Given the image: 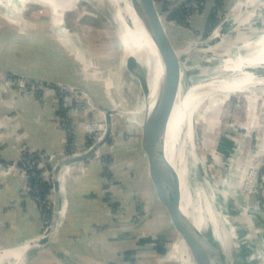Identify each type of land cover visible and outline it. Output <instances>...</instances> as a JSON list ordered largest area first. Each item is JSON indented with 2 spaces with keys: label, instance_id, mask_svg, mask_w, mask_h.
<instances>
[{
  "label": "rangeland",
  "instance_id": "1",
  "mask_svg": "<svg viewBox=\"0 0 264 264\" xmlns=\"http://www.w3.org/2000/svg\"><path fill=\"white\" fill-rule=\"evenodd\" d=\"M243 1L232 0L229 6L225 7L226 10L220 9V18L218 17L217 23L211 26L207 33L202 25L201 28H196L195 25L199 21L195 17L203 21L207 11L206 6L202 15H197L191 20L193 40L189 37L184 39L183 36L172 31L175 44L183 39L176 44L182 68L183 91L197 81L206 79H202L203 75L209 69L214 67L218 69V66L220 68L225 59L232 60L238 55L242 56L255 50L256 46L253 42L255 39L264 40V0H252L245 7L241 5L239 9H234L237 3ZM70 4L62 14L63 24L50 15V26H62L66 32V35L53 33V36L57 37L65 47L69 46V52L84 65L86 71L84 84L98 83L100 87L97 92L114 111L111 118L112 134L109 139L111 144L108 142L100 148L89 162L101 164L100 160H102L106 171H109L113 165V158L114 160L116 158L115 145L122 141L123 145H130L125 150L128 155L122 157L125 160V169L119 174L128 175L130 178L128 180L136 181L134 191L140 194L137 176L141 174L142 168H139V162L145 160L139 147L140 125L148 105L136 81L134 68L128 65V59L123 62L124 54L116 28L118 26L114 18V7L108 0H72ZM34 7L43 8L48 15L50 14L47 8L34 4H27L24 13ZM43 15L45 13L39 11L36 15L29 16L28 23L31 29ZM1 20L11 21L13 24L8 27L18 28L23 27L20 23L25 18L24 14L8 15L0 7V23ZM96 61L101 62L107 72L100 70ZM137 69L140 73V67ZM93 70L104 74L96 75ZM253 72L264 75L262 68L254 69ZM101 77L102 79L99 80ZM249 82V85L254 84L259 87L251 89L252 91L216 94L206 99L192 115L194 146L192 150L193 155L198 158L196 179L201 183L205 195L209 197L208 203H211L209 208L211 207L213 213L224 216V223L219 222V228L226 243L224 257L230 264H260L258 250L264 239V234L260 230L262 223L260 225L249 217L251 211L261 209L264 211V79L252 78ZM106 83L112 85L110 89H106ZM67 90L68 96L72 95L76 99L75 102L73 100L71 108L75 105L83 107L77 112L76 127L81 125L80 131L84 139L93 138L89 146H82L86 141L84 139L80 138L78 141L77 152L83 154L102 137L105 131L103 115L90 105L86 95L74 92L70 86ZM86 120L91 126L89 133L84 131L83 127ZM187 167L189 168L188 164ZM191 170L194 174V169ZM192 178L193 175L189 179L190 188ZM150 192L152 196L148 198L149 200L152 198L155 202L152 201L155 209L154 211L151 210L152 208L146 209L143 219L134 223V226L138 224L136 227L149 223L151 215L155 217L158 215L161 219L151 185ZM135 198L138 202L141 201L140 196ZM159 231L160 229L151 237L160 235ZM163 231H165L164 224ZM171 244L172 241L166 238L160 245L162 252L157 255L156 252L150 251L149 255L146 254L147 256L141 259L143 263L138 264H157L163 260L164 264H183L179 261V255L177 256L179 259L173 257ZM182 246L186 248L183 242ZM42 247L32 249L38 251ZM188 261L194 264L191 259Z\"/></svg>",
  "mask_w": 264,
  "mask_h": 264
},
{
  "label": "crops",
  "instance_id": "2",
  "mask_svg": "<svg viewBox=\"0 0 264 264\" xmlns=\"http://www.w3.org/2000/svg\"><path fill=\"white\" fill-rule=\"evenodd\" d=\"M12 24L2 20L0 23V67L48 86L55 82L84 85V65L69 52V46L53 36L66 35L61 26L36 23L31 29L24 20L20 23L23 27H8ZM3 74L0 71V159L6 164L0 163V252L13 250L42 234L36 205L25 192L27 180L9 169L8 164L16 161L22 148L57 154L67 139L57 123V103L52 94L37 92L24 98L13 87L3 91ZM77 117L78 113L71 117L76 149L80 138L84 139L81 125L76 127ZM122 143L115 145L111 170L105 171L106 167L95 163L81 173L65 176L66 208L52 245L38 251L29 248L20 259L1 254L0 264H138L150 251L158 255V247L166 240L160 217L151 215L149 223L134 226L143 219L146 209H155L154 201L149 200L152 194L146 163L144 159L139 162V194L134 191L136 181L119 174L125 169L122 157L128 155L125 150L130 146ZM107 179L111 182L106 183ZM136 196H140V202ZM159 229L160 235L151 237Z\"/></svg>",
  "mask_w": 264,
  "mask_h": 264
},
{
  "label": "water",
  "instance_id": "3",
  "mask_svg": "<svg viewBox=\"0 0 264 264\" xmlns=\"http://www.w3.org/2000/svg\"><path fill=\"white\" fill-rule=\"evenodd\" d=\"M136 4L139 7L141 18L145 24V29L157 50L163 67L161 80L157 87L155 102L150 111L148 110L149 101L147 95L149 92V85L147 84L146 70L149 69L153 72V69H155V63L150 64L151 67L147 68L144 63H141V65H139L140 73L136 75V81L141 91L144 93L145 101L148 105L145 116L140 125L139 147L145 158L147 176L153 190L155 201L160 210L161 220L165 227L166 238L172 241L171 250L173 257L178 258L177 256L179 255L180 259H178L183 264H190L188 259H191L194 264H221L219 249L212 244H205V247H202L200 240L198 241L197 239L194 221L187 218L182 213L181 207L183 208L186 200L182 202L183 198L180 180L176 177L169 163L165 160L164 137L173 111L175 94L179 88L180 82V61L176 50V44L182 41L181 39L176 44L173 42L172 28L178 26L173 23L172 2L171 0H137ZM179 29L184 32L183 38L189 37L193 40L192 30L188 28ZM0 71L23 76L5 67H0ZM94 73L96 75L104 74L102 72ZM100 79H102V77L99 78V80ZM62 85H65V83ZM65 86H70L74 92L86 95L90 105L95 110H99L102 113L105 131L99 141L83 154L77 152L78 149H76L75 155L63 160H58L56 153L47 152V155L49 156L55 155L54 161H58L50 171L49 184L51 186L54 200L52 202V217L48 228L38 238V243L30 248L50 246L53 244L52 239L59 224L61 202L63 198V195L59 190L60 181L58 178L60 174L66 168H71L77 164L88 161L97 151H99L100 148L109 142L112 134L111 118L114 111L103 101L100 94L97 92V89L100 87L99 84L87 82L82 86L66 83ZM192 149V144H189L185 159V169L189 179H191V175L193 174V171L191 170L192 158L190 157ZM187 203L188 210L190 211L191 202L189 203L187 201ZM251 214L261 217L263 227L261 226L260 230L261 233L264 234V211H262V213L258 210L251 211ZM182 242L186 248L182 246ZM258 254L261 260L260 264H264V239L260 245Z\"/></svg>",
  "mask_w": 264,
  "mask_h": 264
},
{
  "label": "bare ground",
  "instance_id": "4",
  "mask_svg": "<svg viewBox=\"0 0 264 264\" xmlns=\"http://www.w3.org/2000/svg\"><path fill=\"white\" fill-rule=\"evenodd\" d=\"M71 1L72 0H0V7L3 8L5 12L8 13V15L13 13L21 15L26 10L27 4L38 5L49 10V24L50 15L63 24L64 20L62 18V14L64 10H66V8L71 5ZM108 1L114 7V18L118 26L116 28H118L120 44L124 54L123 62L128 59V63L134 68L135 75L138 74L139 70L137 67H139L141 63H144L146 68L151 67L150 64L155 63V69H153V72L149 69L146 70L147 84L149 85V92L147 95V99L149 101L148 110L150 111L154 105L158 83L161 80V75L163 73V67L161 65L159 55L145 29V24L141 18L139 7L136 4L137 0ZM251 1L252 0H244L243 3L239 2L237 5H235L234 9H239L241 5L245 7ZM246 21L244 23H246ZM172 31L181 36L184 35V32L180 30L179 27H173ZM253 42L256 46L255 50L249 51L242 56L238 55L232 60L225 59L222 62L220 68L218 66V69L215 67L214 69H209L202 77V79H206L197 81L196 83L193 82L194 84L188 87L185 91L182 90V68L180 65L179 88L175 94L173 111L171 113L164 137L165 160L169 163L173 173L180 180L183 198L182 202L186 200L183 208L181 207V211L187 218L194 221L197 239L198 241L200 240L202 247H205V244H212L219 249L221 255V264H230L224 257L226 256V243L224 241V235L221 234L222 232L219 228V222L224 223V216L217 215L215 211V213H213V211L210 209L211 207L209 208V204H211L208 203L210 201L209 197L205 195V191H203L201 183L196 179V176L198 175V169L196 170V167H198V158L196 155H194L193 158V150L191 151L192 153L190 154V157L192 158L191 164L192 168L194 169V174H192V185L191 188H189V178L185 169L186 151L189 144H192V147L194 148L191 129L192 115L197 111L200 105L206 101V99H209L216 94H223L227 92H244L251 89H256L259 87V85H249V81H251L252 78L264 79V75H258L257 73L253 72L254 69H264V40L259 38L255 39ZM224 74L230 75L226 76ZM108 85L109 84L106 83V89H110L112 86ZM68 172L69 170L66 168L58 178L61 179V181L59 180V190L62 195L64 193V179ZM187 201L189 203L191 202L190 211L188 210ZM65 208V199L63 195L60 219L64 215ZM258 211L262 213V209ZM249 217L261 225V217L252 214ZM37 243L38 238L29 241L28 243L23 244L13 250L5 249L4 251L0 252V256L1 254H5V257L13 256L15 259H20L31 246L36 245ZM245 252L247 251L245 250Z\"/></svg>",
  "mask_w": 264,
  "mask_h": 264
},
{
  "label": "built area",
  "instance_id": "5",
  "mask_svg": "<svg viewBox=\"0 0 264 264\" xmlns=\"http://www.w3.org/2000/svg\"><path fill=\"white\" fill-rule=\"evenodd\" d=\"M218 2H220L221 4H224L223 8H225V3L228 0H216ZM172 2V6H173V10H172V18H173V23L178 26L179 28H184V29H190L193 31V24H191V20L194 17L193 10H197L199 7H201L202 11L204 12V9L209 7L208 4H210L211 2H214V0H206L203 3L200 2L197 4V2H193V0L188 1V0H171ZM213 6V5H212ZM181 9H185L186 11H188V13L185 16V19L183 21L184 24H177L175 23L174 19L177 17L175 16V12L179 11ZM197 12V11H196ZM187 24V25H185ZM11 87H13L16 91V94L20 97H28V96H33L34 94H36L37 92H41L45 93L49 92L52 94V96L54 97L56 103H57V123L60 127V129L66 134V136H68L69 133H71L73 131V126L71 123V117L73 114H76L77 112L80 111V109H82L83 107L79 106V105H75L73 108H71L72 106V102L74 100V102L76 101L75 97H72V95H70V97L68 96V90L67 87L65 85L59 84V83H52L49 84V86L47 84H44L43 82L40 81H34V80H30L26 77L23 76H19L16 74H11V73H5L3 74V81L1 83V89L3 91H6L8 89H10ZM68 93V94H67ZM83 127L85 128L84 131H87L88 133L90 132V128L91 126H89V121H85ZM76 144H74V150H72V152L70 154H66L64 152V148L62 151H60L59 153L56 154V157L58 160H63L66 158H69L73 155L76 154V148H75ZM54 156H49L47 155V153H38L35 152L34 150L31 149H26V148H22L20 150L19 156L16 159L15 162H12L10 164H8V168L13 170V171H17L20 173V175L24 178H26L27 180V170H35L38 169L40 172L37 175L38 179H40V181H46L49 183L50 181V171L52 168H54L55 164L58 163L54 161ZM18 162H22L23 166L20 168L18 167ZM100 163L103 167H105V165H103L104 162H102V160H100ZM93 163L89 162V160L86 163H81L79 165H77L76 167H71L68 168L69 172L68 174H78L81 173L84 169H86L89 165H92ZM1 167V164H0ZM111 180L107 179L106 183H110ZM37 188V185L34 186V191ZM30 187H26V191L29 198L35 203L38 214L41 218L42 221V233L48 228V225L51 221V219L49 218V216L46 213V210H50L52 211V202L49 201L50 198L53 197L52 194V190H51V186H50V190L46 196V198H41L37 195L33 196L30 192ZM35 192H38V190H36Z\"/></svg>",
  "mask_w": 264,
  "mask_h": 264
},
{
  "label": "trees",
  "instance_id": "6",
  "mask_svg": "<svg viewBox=\"0 0 264 264\" xmlns=\"http://www.w3.org/2000/svg\"><path fill=\"white\" fill-rule=\"evenodd\" d=\"M188 1H191V0H188ZM204 1H206V0H193V2H197V4L200 2L203 3ZM231 1L232 0H228L225 3V7L229 6ZM208 5H209V7L207 8V11L205 13L203 21L198 19V17H195L197 15H202L204 13L201 10L202 8L199 7L197 10H195V11L193 10V13H195L194 17L197 18V20H199L197 22V24H195V25H197L196 28H201V25H202L204 30H206L205 33H207V31L210 29L211 26H213V25H215V23H217L218 17L220 18V12H221L220 9L222 8V6L224 4H221L220 2L214 0V2H211ZM39 11H43L45 13V15L41 16V18L37 21V23H39V24L49 23L48 12L46 10H44L43 8H38V7L31 8V9H29V12L23 13L25 20L28 22L29 16H31V14L36 15V13H38ZM187 13H188V11H186L185 9H181L179 11H176L175 16H177V17L174 19L175 23L184 24L183 21H184ZM194 17H193V19H195ZM185 25H187V24H185ZM205 33H204V35H205ZM182 41H183V39H182ZM96 65L100 66V70H102L103 72H107V70L104 68V66L101 65V62H97ZM93 72H95V71L93 70ZM84 140H86V141L83 143V147L89 146L92 143L93 138L92 137H85ZM75 143H76V136L72 131L67 136V139H66V142L64 145V152L66 154H70L72 152V150H74V144ZM109 144H111V141L109 142ZM108 160H109V158H108ZM0 163L6 164V163H3L1 161V159H0ZM17 165L20 168L23 166L22 162H18ZM105 171H106V169H105ZM39 172L40 171L38 169H35L34 171L33 170H27V185H28V187H30V189H31L30 192L33 196L37 195V196L45 199L49 190H50V184L46 181H40V179H38L37 175L39 174ZM107 176H110V175H107ZM35 185H37V188L35 189V191L38 190V192L34 191ZM46 213L49 216V218L51 219L52 211L46 210ZM157 251L162 252L161 246L158 247Z\"/></svg>",
  "mask_w": 264,
  "mask_h": 264
}]
</instances>
